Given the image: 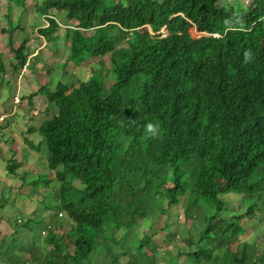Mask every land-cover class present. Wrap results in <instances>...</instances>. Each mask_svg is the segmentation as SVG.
Returning a JSON list of instances; mask_svg holds the SVG:
<instances>
[{
	"label": "trees",
	"instance_id": "trees-1",
	"mask_svg": "<svg viewBox=\"0 0 264 264\" xmlns=\"http://www.w3.org/2000/svg\"><path fill=\"white\" fill-rule=\"evenodd\" d=\"M39 5L49 21L39 30L48 41L56 42L62 27L57 13L62 24L70 23L64 27L67 60L82 63L110 54L115 77L106 91L103 67L77 81L63 72L55 86L46 83L35 92H45L57 108L37 129L58 180L56 201L69 221L56 214L52 223H16L0 239V264H154L158 248L154 260L147 259L154 235L136 234L139 220L155 209L169 211L181 197L189 198L186 216L194 209L191 192L218 211L198 238H185L178 251L182 264H264V247L240 238L243 220L264 213V0ZM234 14L248 31L225 34L226 19L239 26ZM27 41L18 47L9 42L22 67ZM248 49L254 58L245 64ZM148 122L160 125L159 138H145ZM18 165L10 161L8 168L14 172ZM231 193L247 209L224 217ZM56 225L65 229L59 232ZM43 230L42 243L37 236Z\"/></svg>",
	"mask_w": 264,
	"mask_h": 264
},
{
	"label": "rangeland",
	"instance_id": "rangeland-1",
	"mask_svg": "<svg viewBox=\"0 0 264 264\" xmlns=\"http://www.w3.org/2000/svg\"><path fill=\"white\" fill-rule=\"evenodd\" d=\"M41 1L26 0L22 4H16V1L0 0V108H4L5 113L3 114H10L5 123L6 129H4L5 131L2 130L3 134L0 135L2 146L4 147H0V239L4 235H9L14 230L17 225L16 222L23 223L26 220L40 224L43 221L52 223L54 218H57L56 214L61 209L55 195L58 180L55 171L48 167L47 159L45 160L47 147L45 144H41L38 145L39 148H34L32 145L27 144L29 148L24 143V137H37L36 133H32L36 130H29L30 127L39 125L44 118L50 116V113L57 111V108L53 103H51L52 105H46L45 92L35 94L37 99H34V107L31 106L30 101L26 97L22 98L20 95V101L18 102L15 99L16 95L12 96L11 92L15 91L17 85L18 71L17 73L15 72L17 69L13 65L15 56L9 43L10 38L13 47H18L24 40L28 39L25 49L26 54L36 50L38 46L43 44L40 55L34 57L33 60L34 63L41 62V60L48 61L46 70L49 74L47 72L46 74H42L36 68L37 72L34 71L33 74V69L30 67L29 72H25V77L22 78V81L24 82V79L28 78L29 82H33L30 84L31 91L37 90L38 85L42 86L43 82H46L47 79L49 86H55L59 79L63 77L62 71L68 77V81H77L80 78L88 79L96 67H103L102 74L104 75L105 73V77L102 79L105 80L104 89L106 91L109 90L115 77L110 70V54L101 58L92 56L82 63L66 60V53L62 52L65 41L68 40L66 36L63 39L57 38V43V40L56 42L52 40L48 41L40 33L39 29L48 25L47 17L44 15V12L39 10ZM106 1L108 4H113L116 0ZM228 1L234 3L236 0ZM242 1L244 5L249 4V0ZM50 13H54V9H51ZM56 17L59 21H63L61 12L57 13ZM68 26H70V23H68ZM62 28L65 30L66 27ZM191 30L194 34L200 33L196 32L194 27ZM10 33L12 36H10ZM35 72L37 73L36 75ZM31 74L33 76H30ZM6 80L8 81L6 82ZM3 93L4 96L11 98L5 99ZM13 99L18 103L13 105ZM48 105L51 106V109L46 108ZM11 148L18 152L17 160L11 157L10 151L8 155L7 150ZM15 160L20 162V165L16 167L15 172H11L7 168V163ZM231 194L235 195V193ZM226 195L228 193L222 194L221 197L226 199ZM197 196L196 194L194 195V192H191L190 205L194 209L187 210L186 216L184 211L186 206H188L189 198L181 197L179 203L174 205L169 211L161 212L155 209L152 215L149 212L148 214L150 215L139 220L135 233L142 235L144 231L151 230V233L154 235L155 244L149 245L148 251L150 252H147V259L154 260L151 258H153L155 255L153 253L158 248L157 259L154 261V264H182L184 256L178 258V251L185 244V238L187 236L198 238L201 231L205 229L210 221L209 218L217 213L218 209L215 203L206 198L197 199ZM239 200V194L229 196V202L225 204L222 211L224 217H230L238 211H246L247 207L240 205ZM163 203L164 205L167 204L166 198L163 199ZM61 217L64 218V222L67 223L69 221L65 213ZM18 218H21L22 222L18 221ZM242 223L245 227V232L240 235V238L257 241L264 247V213L257 211L252 217H247L246 221L243 220ZM21 228L22 234L26 236L31 234L26 227L22 226ZM57 229L59 232H62L65 226L56 225ZM36 231L34 230V232ZM120 233L121 231H116L117 238H120ZM37 237L43 243L47 236L39 234ZM135 244L137 243L134 242ZM110 245L114 250L117 249L113 242ZM102 249V246L98 247L99 254L101 255L99 261H102L104 258ZM131 249L132 246L129 247V250Z\"/></svg>",
	"mask_w": 264,
	"mask_h": 264
},
{
	"label": "crops",
	"instance_id": "crops-1",
	"mask_svg": "<svg viewBox=\"0 0 264 264\" xmlns=\"http://www.w3.org/2000/svg\"><path fill=\"white\" fill-rule=\"evenodd\" d=\"M50 12V11H49ZM45 16H47L46 14H44ZM62 15V14H61ZM47 19V18H46ZM48 20V19H47ZM60 24H61V26L62 27H66V26H68V25H66V24H62V22L60 21ZM62 27H60L58 30H57V32H58V34H56V36H57V38H60V39H63L64 37H65V35H66V31L65 30H62ZM43 35V34H42ZM44 36V35H43ZM45 37V36H44ZM57 43H58V40H57ZM42 46H43V44L42 45H40V46H38L37 47V49L36 50H33L32 52H30L29 54H27L28 55V58H27V60H26V63L24 64V65H26L27 67H26V71H28L29 72V69H30V67H32V69H33V74H34V71H36V70H39L42 74H46V72H47V67H46V65H47V63H48V61H43V60H41V62H37V63H34V57H36L37 55H40V51H41V48H42ZM69 42H68V40H67V42L65 41V44H64V48H63V51L62 52H64V53H66V60H67V57H68V55H69ZM32 60H33V62H32ZM34 63V64H33ZM14 67H15V69H17L15 72L17 73V71H18V75H17V85H16V89H15V91H12L11 93H12V96L14 97L15 95H21V97L22 98H27L29 101H30V104H31V106H33V104H34V99H37L36 98V91L40 88V85H38L39 87H38V89L37 90H33V91H31V88H30V84L31 83H33L32 81L31 82H29V79L27 78H25L24 79V82L22 81V78H24L25 77V72L26 71H24L23 73H21L22 72V66L20 65V64H17V60H16V57H15V61H14ZM35 65H36V67H35ZM18 66V67H17ZM37 67H38V69H37ZM35 68H36V70H35ZM19 69V70H18ZM37 72V71H36ZM35 72V75L37 74ZM48 73V72H47ZM33 74H31L30 76H33ZM49 74V73H48ZM62 75H63V71H62ZM9 80V79H8ZM8 80H6V82L8 81ZM48 80V79H47ZM47 80H46V82H43L44 84H46L47 83ZM39 82V81H38ZM24 83V84H23ZM43 84V85H44ZM8 86V85H7ZM32 86H33V84H32ZM25 89H30V90H25ZM29 91H31V92H29ZM5 93V92H4ZM4 93H3V96H4ZM28 95V96H27ZM30 95H32L31 97H30ZM5 97V99H9V98H11V97H6V96H4ZM12 97V98H13ZM15 103H18V102H15L14 101V99L12 100V104L13 105H15ZM48 104V102H46V105ZM49 105H52V104H49ZM48 105V106H49ZM34 107V106H33ZM3 113H5V111H4V108H0V114H3ZM10 115V114H9ZM8 114H7V116H6V118L4 119V121H2L1 123H0V125H3V126H1L0 128H1V131H0V135H2L3 134V132H2V130H4V129H6V126H5V123L7 122V119H8V117H10ZM12 119V118H11ZM45 119V118H44ZM43 119V120H44ZM42 120V121H43ZM10 124V123H9ZM41 124V123H40ZM39 124V125H40ZM39 125H36V126H32V127H30V129L29 130H32V131H35V132H32V133H36L37 134V137L36 138H33V137H29V138H25L24 137V143H25V145L26 146H28L27 144H29V145H34L33 147L34 148H39V146L38 145H41L42 143V135H41V133L38 131V126ZM33 127H36V128H33ZM10 128V127H9ZM8 128V129H9ZM5 131V130H4ZM31 135V134H30ZM7 141V140H6ZM26 141H27V143H26ZM8 142V141H7ZM0 147H2V148H4L3 146H2V139H1V136H0ZM14 147H16V146H14ZM29 147V146H28ZM30 148V147H29ZM16 149H17V147H16ZM25 150V149H24ZM9 151H10V153L12 154V158H14V159H18V152H16L13 148H11V149H8L7 150V153H8V155L10 154L9 153ZM9 160H12V159H9ZM15 160V161H16ZM20 160V159H19ZM18 160V161H19ZM45 160H46V158H45ZM8 164H9V162L7 163V168H8ZM9 169V168H8ZM10 171V170H9ZM15 171H16V169H15ZM14 171V172H15ZM12 172V171H11ZM18 219H21V218H18ZM17 223V222H16ZM7 236H9L8 234L7 235H4L3 237H7ZM3 237H1V238H3Z\"/></svg>",
	"mask_w": 264,
	"mask_h": 264
},
{
	"label": "clouds",
	"instance_id": "clouds-1",
	"mask_svg": "<svg viewBox=\"0 0 264 264\" xmlns=\"http://www.w3.org/2000/svg\"><path fill=\"white\" fill-rule=\"evenodd\" d=\"M233 16L236 17V20L238 21V25L239 26L238 27H234V28L231 27L230 25L232 23V18L226 19L224 21L225 34L227 32H229V31H233V32H235V31L246 32V31L249 30L248 28L245 27L244 21L242 20V18L238 14H234ZM48 24H49V21H48ZM162 31L165 32L166 30L165 29H162ZM253 58H254L253 52L250 49L244 51V53H243V63H245V64L251 63L253 61ZM25 66L26 65H23V69H22V72L21 73H23L24 71H26V67L27 66L26 67ZM132 122L134 123V121H132ZM144 130H145V138H147V139H157L161 135V129H160V125L158 123L148 122L147 124L144 125ZM60 212H63V211L60 210L59 213H58V215L61 217V216H63V214L60 215ZM18 221H21L22 222V219H18ZM42 233H43V231H42Z\"/></svg>",
	"mask_w": 264,
	"mask_h": 264
},
{
	"label": "built area",
	"instance_id": "built-area-1",
	"mask_svg": "<svg viewBox=\"0 0 264 264\" xmlns=\"http://www.w3.org/2000/svg\"><path fill=\"white\" fill-rule=\"evenodd\" d=\"M25 67H26V66H25ZM15 99H16V101H20V97H19V95H16V96H15ZM5 117H6L5 114H0V122H1V121H4ZM62 214H63V212H60V215H62ZM46 231H47V230H43V233H46ZM25 264H28V263H25Z\"/></svg>",
	"mask_w": 264,
	"mask_h": 264
},
{
	"label": "water",
	"instance_id": "water-1",
	"mask_svg": "<svg viewBox=\"0 0 264 264\" xmlns=\"http://www.w3.org/2000/svg\"><path fill=\"white\" fill-rule=\"evenodd\" d=\"M166 32V31H165Z\"/></svg>",
	"mask_w": 264,
	"mask_h": 264
}]
</instances>
